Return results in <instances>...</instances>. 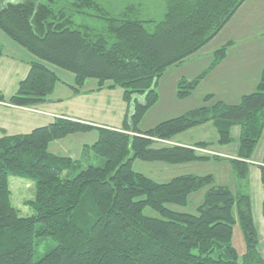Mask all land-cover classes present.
I'll use <instances>...</instances> for the list:
<instances>
[{"label":"trees","instance_id":"16d2710c","mask_svg":"<svg viewBox=\"0 0 264 264\" xmlns=\"http://www.w3.org/2000/svg\"><path fill=\"white\" fill-rule=\"evenodd\" d=\"M159 1L122 0L116 6L115 0H0V30L36 58L7 103L33 107L49 101L59 82L50 69L55 67L75 76L76 93L94 80L97 90H123L128 105L122 131L58 119L30 135L0 139V264H264L249 195L215 185L212 175L158 184L133 171L136 160L167 165L220 160L196 151L209 150L211 143L195 149L168 144L210 123L219 145L232 143V128H241L238 160L231 163L244 179L241 169L264 128L263 70L255 92L238 105L216 102L139 129L158 102L156 88L165 72L211 43L247 0ZM75 15L94 25L78 23ZM226 52V47L216 52L211 68ZM206 74L181 80L178 97L190 96ZM94 130L96 143L78 160L48 151L53 142ZM11 177L34 184V199L24 203L33 215L21 216L14 207ZM201 191L196 214L172 208H186ZM237 225L246 247L241 257L232 244ZM45 240L56 246L36 261L38 243Z\"/></svg>","mask_w":264,"mask_h":264},{"label":"crops","instance_id":"0c3cea01","mask_svg":"<svg viewBox=\"0 0 264 264\" xmlns=\"http://www.w3.org/2000/svg\"><path fill=\"white\" fill-rule=\"evenodd\" d=\"M238 15H241L240 18L246 21H249L252 17H256L254 19L255 23L250 24L244 30L245 32L243 34L245 36L244 38L247 39L246 41L254 40L260 34H264V0H259V2L247 0L234 16ZM257 21L259 22L257 23ZM219 35L213 40L219 41L217 48L213 49L210 53H213L215 56L216 52L224 47H226L227 52L224 60L216 67L211 68L215 61L212 60L206 67L198 65L196 68L197 62H192V59L201 50L174 67L179 68V70L191 67V65H194L196 69L202 68L201 74H204V72H207V74L201 80L197 89L203 90V98L213 96L208 101L223 102L226 105L235 106L240 103L244 96L255 92L262 77L264 62L255 64L249 51V57L247 56L246 48H235L241 40L227 39L225 36L219 40ZM242 43H244V39ZM0 51L2 52L0 57V92L6 99V102L0 103V139L3 137L30 135L35 130L52 125L58 119L75 121L114 131H122L124 129V122L128 116V105L124 101L123 90L119 88L97 90V82L91 85L89 84L91 80H88L81 92L76 93L73 89L76 80L75 76L72 73L55 67H50V69L56 74L59 82L55 85L49 101L33 107L10 105L7 101L18 92L21 83L28 78L31 64L36 61V58L27 50L14 43L1 30ZM229 55L233 58H231L232 63L228 64L227 61L230 59ZM257 55H259L257 56L259 60L263 58L260 54ZM245 59L251 60V62L246 63L244 62ZM226 64L233 68H226ZM182 74L178 80H187L188 82L201 76L198 71L197 75L188 72ZM208 82L210 84H207ZM211 82H220V88L211 84ZM230 82H232V85L229 90ZM206 85H212L215 88H206ZM140 102L142 103L143 101L140 100ZM210 126L215 129L209 123L176 136L168 144L193 149L199 143L212 144L208 151L220 160H212L204 163H215L217 165V174L215 176L211 174L214 177L215 185L227 186L225 184L229 180L235 179L234 186L229 188L234 192L249 195L254 224L259 236L258 251L264 259V185L262 182V168H264V128L251 160L247 161L246 165L241 169V172L246 177L242 179L238 175L235 165L231 163L234 160H238L241 128L239 126L232 128V143L219 145L217 143L218 134L216 129L215 132L208 134L210 129L208 127ZM200 129H204L202 130L204 132L203 136L196 138L191 134L193 131H200ZM97 139L98 132L95 130L83 134L70 135L65 139L51 143L48 151L55 156L78 160L82 157L84 148L94 145ZM190 175L201 176L195 174Z\"/></svg>","mask_w":264,"mask_h":264},{"label":"rangeland","instance_id":"374dc122","mask_svg":"<svg viewBox=\"0 0 264 264\" xmlns=\"http://www.w3.org/2000/svg\"><path fill=\"white\" fill-rule=\"evenodd\" d=\"M11 1L16 2L17 0H11ZM115 1H116V6H118V3H121L122 0H115ZM150 1L155 5H159V4L161 5L159 0H150ZM255 1L259 2V0H255ZM160 7L162 9V6ZM240 16L241 15L233 17L230 24L219 35V40H221L224 36L227 39H232L236 41L241 40L240 42L237 43L238 45L235 48L237 47L246 48L247 56L249 57L248 55V51H249V54L252 55V59L255 62V64H258L259 62H264V34H260L256 39L249 41H246L247 39L244 38L245 36L243 34L245 32L244 30L247 27H249L250 24L255 23L254 19H256V17L255 18L252 17L250 18L249 21H246L240 18ZM74 18L78 23L86 22L89 23V25H94L93 20L90 18L87 19L81 15H75ZM258 22L259 21H257V23ZM243 39H244V43H242ZM218 43L219 41H213L209 43L208 46L204 47L201 50V52L198 55H196L194 59H192V62H197L196 68L198 67V65L201 67L202 66L206 67L207 64H210V61L215 60L214 54L210 52L213 49L217 48ZM257 54H260V56H263V58L259 60V58L257 57L259 55ZM229 57L230 59L227 61L228 64L232 63L231 58H233L230 55ZM244 62L250 63L251 60L245 59ZM228 64H226V68L232 69L233 67ZM196 68L194 67V65H191V67H187L182 70H179V68L177 67H173L165 72V74L160 79L159 85L156 88V91L159 95L158 102L145 113L141 122L139 123V129H141L142 131H148L165 121L178 118L195 109H200L202 107H213L216 104L217 101H211V102L209 101L205 103L204 100L205 97L203 98V93H204L203 90L197 89L200 84L190 96L182 99L178 97L177 95L178 84L181 81L178 80V78L181 75H183L182 73L184 72L194 73L195 75H197V71H198L201 74L202 68H198V69ZM89 82H90L89 84L91 85L96 83V81L94 80H91ZM207 84H210V82H208ZM211 84H214L215 86L220 88V82H214V83L211 82ZM229 85H230L229 88L230 90L232 82H230ZM215 86L206 85L205 87L215 88ZM208 128H210L208 134L210 132H215V129L213 127L210 126ZM202 130L204 129H200V131H193V133L191 134H193L194 137L199 138L204 134ZM165 143L167 142L159 141L158 144L162 145ZM94 163L96 165H101L102 161L94 160ZM133 171L149 178L150 180L158 184H165L170 182L174 178L180 176H188L190 174L201 175V176H207L212 174L213 176H215L218 170H217V165L215 163L207 164L204 162H197L186 165H167L161 162H143L140 160H136L133 163ZM234 181L235 179H231L225 185L232 188L235 183ZM10 188L13 194L12 203L14 207H16L20 211L21 216L27 217L33 215V211L29 207L25 206L24 203L26 201L34 199V195H35L34 184L27 180L11 177ZM204 193L205 191H201L190 196V202L186 208L175 207V206H172V208L181 213L196 214V209L201 205L203 201ZM146 214L150 216L155 215L151 210H146ZM232 244L241 257L245 253L246 247H245L244 235L241 231V228L238 225L234 228ZM55 246L56 244L53 243L51 240H45L39 242L36 250L35 260L38 261L41 258L45 257L53 248H55Z\"/></svg>","mask_w":264,"mask_h":264},{"label":"built area","instance_id":"2783aa9c","mask_svg":"<svg viewBox=\"0 0 264 264\" xmlns=\"http://www.w3.org/2000/svg\"><path fill=\"white\" fill-rule=\"evenodd\" d=\"M202 153H208L207 151L201 150Z\"/></svg>","mask_w":264,"mask_h":264}]
</instances>
